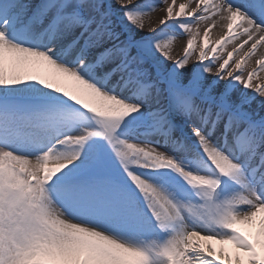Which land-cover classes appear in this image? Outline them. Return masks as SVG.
Returning <instances> with one entry per match:
<instances>
[{
  "label": "snow or ice",
  "instance_id": "obj_1",
  "mask_svg": "<svg viewBox=\"0 0 264 264\" xmlns=\"http://www.w3.org/2000/svg\"><path fill=\"white\" fill-rule=\"evenodd\" d=\"M261 73L264 0H0V264H264Z\"/></svg>",
  "mask_w": 264,
  "mask_h": 264
},
{
  "label": "rangeland",
  "instance_id": "obj_2",
  "mask_svg": "<svg viewBox=\"0 0 264 264\" xmlns=\"http://www.w3.org/2000/svg\"><path fill=\"white\" fill-rule=\"evenodd\" d=\"M178 2V1H177ZM179 3V2H178ZM202 28H203V26H201ZM219 35H220V32L217 30V31H215L213 34H212V38L213 39H217V38H219ZM179 40H180V44H181V48L179 49V52H178V55H182V47H183V45H184V43L186 42V37H182V38H179ZM231 45H229L228 46V50L230 51L231 50ZM195 58L193 57V60H194ZM190 64H191V62H190ZM261 75V78L262 79H264V73H261L260 74ZM257 81H255L254 80V83H256Z\"/></svg>",
  "mask_w": 264,
  "mask_h": 264
},
{
  "label": "bare ground",
  "instance_id": "obj_3",
  "mask_svg": "<svg viewBox=\"0 0 264 264\" xmlns=\"http://www.w3.org/2000/svg\"><path fill=\"white\" fill-rule=\"evenodd\" d=\"M178 2H182V0H177ZM162 15V13H154L153 16H152V20L154 21L158 16ZM217 31V30H213L212 34ZM145 32H147V27L145 28ZM181 48V44H180V40L178 39L175 43H174V55H178V52H179V49ZM226 247H229L230 246H226Z\"/></svg>",
  "mask_w": 264,
  "mask_h": 264
}]
</instances>
